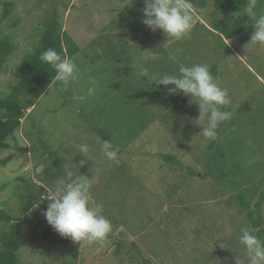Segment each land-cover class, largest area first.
<instances>
[{"label": "rangeland", "instance_id": "obj_1", "mask_svg": "<svg viewBox=\"0 0 264 264\" xmlns=\"http://www.w3.org/2000/svg\"><path fill=\"white\" fill-rule=\"evenodd\" d=\"M54 7L78 46L70 58L81 71L67 87L54 79L0 148V161L11 155L0 162V205L19 220L20 264H237L236 257L249 264L241 228L260 239L264 229V45L250 42L254 26L218 39L206 0L193 7L190 38L167 40L143 24L144 0H0V28L13 45L0 70V98ZM193 63L215 65L231 100L213 150L200 132L207 121L197 120L198 104L176 108L179 98H191L151 80ZM141 66L148 77L137 75ZM96 138L119 147L118 163L102 157ZM159 152L172 155L176 169L160 168ZM69 166L88 178L94 205L111 221L103 244L61 237L42 214ZM40 189L38 203L22 209L19 194Z\"/></svg>", "mask_w": 264, "mask_h": 264}, {"label": "clouds", "instance_id": "obj_2", "mask_svg": "<svg viewBox=\"0 0 264 264\" xmlns=\"http://www.w3.org/2000/svg\"><path fill=\"white\" fill-rule=\"evenodd\" d=\"M257 2L258 0H248L243 11L253 21L254 32L250 42L264 45V10L257 11ZM144 4L142 22L150 30H162L167 40L180 41L190 38L196 20L191 0H144ZM27 51L34 50L28 48ZM39 60L48 64L55 71V79L66 87L77 81L80 76L81 70L76 62L72 58L62 57L52 48L43 51ZM137 75L148 77L149 72L141 66ZM151 80L152 84L155 82L165 87L173 86L168 88L169 93L182 92L191 98V102L198 104L200 114L197 120L207 121L200 132L208 140H214L219 125L232 116L230 111L223 110L231 102L228 90L219 84L206 63L181 66L178 74L163 73L159 78L151 76ZM89 83L91 87L88 88V93L93 94L96 82L90 80ZM95 142L99 145L104 159L119 162L118 146L101 138H96ZM87 151L88 145H82L81 155ZM44 199L49 203L42 214L61 237L69 238L73 242H82V246L103 244L108 240L112 232L111 221L103 215L101 206L94 205L88 178L85 175H76L74 167L65 168V179L55 184L50 198ZM239 242L244 246L249 264H264V240L255 235L254 231L242 227ZM236 261L240 264L237 257Z\"/></svg>", "mask_w": 264, "mask_h": 264}, {"label": "trees", "instance_id": "obj_3", "mask_svg": "<svg viewBox=\"0 0 264 264\" xmlns=\"http://www.w3.org/2000/svg\"><path fill=\"white\" fill-rule=\"evenodd\" d=\"M247 2L248 0H212L213 11L209 12V16L211 28L218 33V39L221 40V35L226 39H230L253 27V21L249 19L243 11ZM191 3L193 7L200 8L206 4V0H191ZM4 8L2 16H5L7 12V6ZM262 10H264V0H258L257 11L259 12ZM41 25L43 31L40 34L36 46L32 48L34 51L27 52L24 55V69L15 75L16 80L11 84L7 96L5 98H0V148L8 147L6 141L7 136L11 135L20 125L21 118L26 114V109L34 105L35 100L44 93L55 79V71L48 64L40 61L39 55L48 48H52L62 57L70 58L78 51L77 44L61 29L55 7L52 10L51 16L44 19ZM10 41V37L6 34L3 35L2 29L0 28V70L3 68L5 60L13 50V45ZM216 70L217 68L215 65L210 67L211 73L218 79L220 76ZM163 92L164 90L157 91L156 94L161 95ZM194 106L195 103L186 98H179L175 102L176 108L190 109ZM223 110L228 111L227 106ZM101 135L103 134L101 133ZM212 142L214 141L211 140L208 146L211 150H213ZM120 153L121 151H119V156ZM156 156L159 158L158 160H160L158 163L160 168H166V166L169 165L171 168L176 169L174 166L175 160L171 157L172 155L159 152ZM10 158L11 155L0 162L4 163ZM191 173L193 174V172ZM115 184L117 183L115 182ZM40 192L41 189L38 192L19 194L22 209L30 208L28 205L31 203H38L41 195ZM29 195L30 198L28 199ZM239 200L241 201V205H243V210H245L246 205L243 195L240 196ZM255 208L258 213L259 206ZM259 219H261V217ZM9 224L11 228L5 229V226ZM19 225L18 218L11 216L7 210L0 205V264H20L18 251L22 248L24 241L17 230ZM51 229L52 228H48L45 230V233L50 232ZM263 230L264 229H260V235L263 237L261 238L262 240H264ZM116 245H118V243H116ZM137 264H149V261L146 259L144 263Z\"/></svg>", "mask_w": 264, "mask_h": 264}]
</instances>
